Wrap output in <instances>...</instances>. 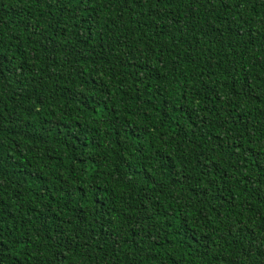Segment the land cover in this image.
<instances>
[{
	"label": "trees",
	"instance_id": "trees-1",
	"mask_svg": "<svg viewBox=\"0 0 264 264\" xmlns=\"http://www.w3.org/2000/svg\"><path fill=\"white\" fill-rule=\"evenodd\" d=\"M0 264H264V0H0Z\"/></svg>",
	"mask_w": 264,
	"mask_h": 264
}]
</instances>
